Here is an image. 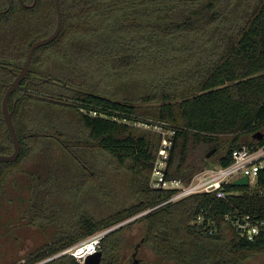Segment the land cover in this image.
Wrapping results in <instances>:
<instances>
[{"label": "trees", "instance_id": "16d2710c", "mask_svg": "<svg viewBox=\"0 0 264 264\" xmlns=\"http://www.w3.org/2000/svg\"><path fill=\"white\" fill-rule=\"evenodd\" d=\"M24 1L28 4L33 2ZM139 1L61 0L62 30L53 42L35 51L32 63L35 64L39 53L44 50H55L66 57L60 49L65 37L75 34L86 38L103 28H110V24H106L113 18H116L123 32L128 31L125 28L129 27L128 24L145 22L147 19L137 23L132 20V13L142 14V6L136 5ZM183 1L193 5L187 7L186 4H178L167 9V13L174 14L176 21L166 25L164 32L193 33L220 17V0ZM145 3L150 8H156L165 1L161 2L162 5L153 4V0ZM7 7L8 0H0V10ZM102 17L107 19L105 24L102 23ZM56 23L54 0H38L33 7H25L20 0H12L11 8L0 13V154L13 151L12 138L2 119L4 93L18 74L30 46L51 35ZM109 28L104 30L110 32ZM57 45L60 48H52ZM119 55L114 58L116 67L128 66L138 58L133 54ZM27 80L28 77L23 83ZM46 82L27 83L33 91L30 97L34 99L38 97L37 94H42L45 95L44 101L50 100L61 106L74 104L88 129L90 141L107 151L119 164L126 166L129 161L128 168L134 175L135 186L140 193V199L135 204L102 220L84 215L82 232L72 238L70 245L138 215L101 239L99 249L106 256L111 254L110 261L106 258L107 263H112V253L118 246L117 235L137 223L145 225L146 245L152 246L162 256L173 254L174 259H180L185 253L188 255V249L185 251L184 246L187 248L191 240L198 245L202 242L211 247L203 254L207 264H242L248 254L264 253V231L254 239H248L241 237L231 222L225 220L226 215L237 212L250 214L253 218L264 217V169L260 171L255 184H226L228 196L225 198L217 197L214 192H199L166 202L176 190L154 188L149 184L158 148L156 137L150 131L138 134L131 124L141 119L142 122H148L145 119H150L152 122L149 123L160 125L166 122L168 125L163 127L175 130L167 177L180 178L186 183L206 167L230 164L235 148L259 145L260 141L252 140L251 135L258 130L264 132V0L260 1L255 12L237 33L227 53L218 58L203 76L197 92L192 96L180 98L177 94L163 92L158 102H155L158 98L156 95L144 96L140 101H121L79 90L66 97L46 88ZM22 92L23 88L13 92L10 99L12 105ZM25 97L17 101V110ZM56 97L59 101L54 100ZM82 108L86 111L97 109L100 115H90ZM114 116L120 120L113 119ZM15 125L22 140V157L30 149L29 144L34 137L20 128L17 121ZM213 148L216 151L207 158L206 154ZM10 165L0 162V169ZM203 208L208 211L206 216L213 220L215 232H210L206 225L194 222L197 213ZM69 258L72 264L80 263L71 255Z\"/></svg>", "mask_w": 264, "mask_h": 264}, {"label": "rangeland", "instance_id": "374dc122", "mask_svg": "<svg viewBox=\"0 0 264 264\" xmlns=\"http://www.w3.org/2000/svg\"><path fill=\"white\" fill-rule=\"evenodd\" d=\"M146 1L149 0H140L136 5L142 6V14L147 18H144L141 13H132V20L136 23L147 20L138 24H128L129 27L125 26L128 30L126 32L122 31L116 18H113L106 24H110L111 27H108L110 32L107 31L108 28H103L86 38L74 34L64 38L61 48L60 45L52 47L60 48L65 52L66 57L56 53L55 50H44L39 53V59L34 64L37 75L45 78H63L64 80L59 83L65 84V91L76 85L77 91L83 90L121 101H140L139 99L144 96L156 95L158 98L155 102H158L163 92L177 94L180 98L192 96L197 92L201 79L211 66L233 45L237 33L255 12L261 0H220L218 3L220 17L193 33L163 31L166 25L176 21L174 14L167 13V9L183 4L189 7L193 4L183 0H153V4L162 5V1L165 3L163 7L150 8ZM106 21L107 19L102 17V23L105 24ZM143 28L144 31L141 30ZM119 54H133L138 58L128 66L116 67L114 58ZM54 86L53 82L45 83V87L50 90H54L56 88ZM47 103L34 101L33 98L24 100V106L18 118L19 127L29 132L37 127L34 123L38 121L43 122L42 126L46 132L53 133L54 130L61 129V127L55 128L44 115H54L53 118L61 115L66 123L68 121L78 123L79 115L76 109ZM41 117H44L43 120ZM142 120L131 123L133 129L138 134L153 132L158 144L161 134L156 123H149L152 122L150 119H145L148 122H142ZM45 137L50 136L34 137L32 141ZM94 152L90 156L86 154L84 159V163L89 166L88 172L77 170L70 178V181L76 185L72 194L74 199L77 193H80L83 187L85 188L84 204L77 206L78 209L73 212V223L77 221L76 217L81 211L89 212L93 217L101 220L132 206L140 199L134 175L128 168L129 161L126 166H123L103 149ZM38 154L36 153V158L33 157L26 163L32 165L33 162L42 158ZM62 160L60 157L58 161L61 163ZM41 162L46 164V161ZM62 166L56 168L64 171L65 168ZM45 172L50 178L51 171ZM56 172L55 177L60 179L62 174ZM152 178L153 171L150 180ZM149 184L151 186V181ZM144 236L145 225L141 223L125 229L117 235L119 238L116 245L118 246L116 250L114 249L112 256L119 255L122 260L129 257L136 243ZM89 237L72 244L68 250ZM188 247L184 246L185 251L188 249V255L185 253L180 259H174L173 254L162 256L152 246L144 243L138 252V258L141 259L140 264H207L206 256L203 254L211 248L209 245L202 242L198 245L191 240ZM67 254L71 255L69 251ZM243 260L242 264H264V253H250Z\"/></svg>", "mask_w": 264, "mask_h": 264}, {"label": "flooded vegetation", "instance_id": "af4514ba", "mask_svg": "<svg viewBox=\"0 0 264 264\" xmlns=\"http://www.w3.org/2000/svg\"><path fill=\"white\" fill-rule=\"evenodd\" d=\"M27 77L28 80L23 83ZM26 78L19 87L23 88V92L17 97L18 100L21 95L26 96L23 101L32 98L30 96L33 91L27 86L29 82L37 84L43 80L53 82L54 87H56L54 91L66 97L76 94L78 90V87L74 85L71 89L65 91V84L60 85L59 83L64 79L38 76L33 63L32 70ZM25 86H27L26 93H24ZM37 96L33 99L34 101H44L45 95L37 94ZM54 100L59 101L57 97ZM45 101L48 102L47 104H56L50 100ZM13 106L10 103V107L13 108ZM23 106L22 102L17 110L15 105L14 123L15 121L18 122ZM64 106L68 109L77 110V107L72 103ZM77 112L79 115L78 123L70 121L66 123L62 120L61 115L54 118V115H44L55 128L61 127V129L54 130L53 133L46 132L42 126L43 122L39 123L37 121L34 123L37 127L29 130V132L27 131L29 135L33 137L47 135L50 137L30 141V149L24 156L21 157L20 153L16 161L8 162L11 163L10 166L1 167L0 264H72L67 252L71 246L72 238L82 232L83 216L86 215L94 220H100L93 217L89 212L81 211L76 217L77 221L75 223L72 221L73 212L84 204L83 193L85 188L83 187V190L77 193L74 199L72 194L76 185L73 181H70V178L72 174L75 175L77 170L88 172L89 166L84 163L86 154L90 156L92 152L95 153L94 151L98 152L102 149L98 144L90 141L88 129L80 112L78 110ZM44 117H41V119L43 120ZM2 119L4 120L3 116ZM85 130L86 135L84 136ZM36 153H39L38 155L42 158L33 162L32 165L26 163L31 158L33 159ZM60 157L63 159L61 163L58 161ZM56 159L57 163H55ZM40 160L46 161V164H43ZM59 166L65 168L64 171L58 170ZM48 170L52 174L50 178L48 173L45 172ZM56 171L62 174L60 179L55 177ZM106 258L110 261L111 257L106 256L103 251L102 263L110 264L106 262ZM112 258L111 264H125L128 257L122 260L119 255L117 257L113 255ZM140 262L141 259L139 258L138 264ZM79 264L83 263L80 262Z\"/></svg>", "mask_w": 264, "mask_h": 264}, {"label": "built area", "instance_id": "2783aa9c", "mask_svg": "<svg viewBox=\"0 0 264 264\" xmlns=\"http://www.w3.org/2000/svg\"><path fill=\"white\" fill-rule=\"evenodd\" d=\"M82 110L93 116L100 115L97 109L86 111L82 108ZM113 119L118 120L116 116ZM163 125H168V123L162 122L160 125H156L161 135L154 162L153 178L150 181L154 188L176 190V193L166 202L179 200L199 192H214L217 197L225 198L228 196L225 189L226 184L243 176H248L249 184H255L260 171L264 169V139L262 138L257 146L242 145L235 148L232 151L233 161L230 164L205 168L196 173L188 183L180 178L167 177L168 160L175 130L172 127H163ZM207 214L208 211L204 208L201 209L194 222L198 225H206L210 232H215L214 222L206 216ZM225 217L226 222H231L241 237L254 239L255 236L264 231V217L253 218L250 214H239L238 212L234 215L228 214ZM105 234V231L98 232L68 251L82 263L88 254L98 250L100 241Z\"/></svg>", "mask_w": 264, "mask_h": 264}, {"label": "water", "instance_id": "95a60500", "mask_svg": "<svg viewBox=\"0 0 264 264\" xmlns=\"http://www.w3.org/2000/svg\"><path fill=\"white\" fill-rule=\"evenodd\" d=\"M38 0H33L31 4L26 3L24 0H20V2L25 6V7H33L36 5ZM55 2V8L57 12V23L54 31L51 33V35L41 38L37 41H35L30 48L28 49L27 55L25 57V60L23 64L20 66L19 72L16 75V77L8 84L7 89L4 93L3 99H2V111H3V118L4 121L7 125L8 131L10 133V136L13 141V151L11 153H2L0 154V162H13L16 161L21 153L22 149V144H21V139L19 137V134L17 132V128L15 126L14 120H13V112L15 110V105L18 101V98L14 102L13 108L10 107V99L12 93L21 86L22 81L26 78L28 73L32 70V62H33V57L35 54V51L43 45L49 44L53 42L60 34L62 30V25H63V10L61 6V0H54ZM12 6V0H8V7L5 10H0V13L7 12ZM27 91V86H25V91ZM23 95L19 97L22 98ZM264 137V132L262 130H258L254 132L251 135V139H256V140H261ZM175 141V137L173 138V144ZM173 148V145H172ZM172 151V149H171ZM216 151V148L211 149L207 154L206 157L210 158L213 153ZM169 163V162H168ZM168 167V166H167ZM233 185H239V186H244L249 184V178L248 176H243L240 177L232 182ZM161 189V188H160ZM144 213V212H143ZM137 216L130 218L128 220H125L124 222H121L109 229H107L105 232L106 234L111 232L112 230L116 229L117 227L123 225L124 223L136 218ZM146 239V235L141 238L136 245L134 246L133 252L131 255L127 258L125 264H138L139 258H138V252L144 244ZM102 258H103V251L102 250H97L93 253L88 254L84 261L82 262L83 264H103L102 263Z\"/></svg>", "mask_w": 264, "mask_h": 264}, {"label": "crops", "instance_id": "0c3cea01", "mask_svg": "<svg viewBox=\"0 0 264 264\" xmlns=\"http://www.w3.org/2000/svg\"><path fill=\"white\" fill-rule=\"evenodd\" d=\"M59 106H61V105H59ZM65 107V106H64ZM66 108V107H65ZM62 110V109H61Z\"/></svg>", "mask_w": 264, "mask_h": 264}]
</instances>
